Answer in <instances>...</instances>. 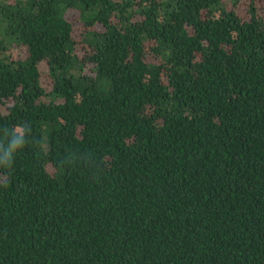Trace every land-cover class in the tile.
Masks as SVG:
<instances>
[{
    "label": "trees",
    "instance_id": "1",
    "mask_svg": "<svg viewBox=\"0 0 264 264\" xmlns=\"http://www.w3.org/2000/svg\"><path fill=\"white\" fill-rule=\"evenodd\" d=\"M0 264H264V0H0Z\"/></svg>",
    "mask_w": 264,
    "mask_h": 264
},
{
    "label": "rangeland",
    "instance_id": "2",
    "mask_svg": "<svg viewBox=\"0 0 264 264\" xmlns=\"http://www.w3.org/2000/svg\"><path fill=\"white\" fill-rule=\"evenodd\" d=\"M244 8V4L241 5V9Z\"/></svg>",
    "mask_w": 264,
    "mask_h": 264
}]
</instances>
